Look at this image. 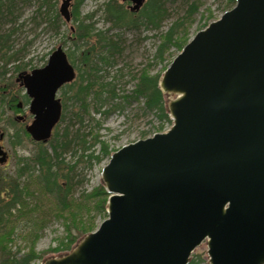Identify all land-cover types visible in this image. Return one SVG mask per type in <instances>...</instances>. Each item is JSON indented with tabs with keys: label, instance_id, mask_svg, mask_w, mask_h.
Here are the masks:
<instances>
[{
	"label": "water",
	"instance_id": "95a60500",
	"mask_svg": "<svg viewBox=\"0 0 264 264\" xmlns=\"http://www.w3.org/2000/svg\"><path fill=\"white\" fill-rule=\"evenodd\" d=\"M72 1L58 8L66 23ZM145 1L121 0L130 12ZM75 77L60 46L18 75L35 143L51 138L57 93ZM157 89L169 128L111 153L100 174L107 217L40 264H190L203 243L207 264H264V0H235L187 42ZM7 159L0 144V165Z\"/></svg>",
	"mask_w": 264,
	"mask_h": 264
},
{
	"label": "rangeland",
	"instance_id": "374dc122",
	"mask_svg": "<svg viewBox=\"0 0 264 264\" xmlns=\"http://www.w3.org/2000/svg\"><path fill=\"white\" fill-rule=\"evenodd\" d=\"M160 1L165 13L156 29L146 26L140 19L137 20L139 26L136 28H112L111 23L106 19L104 8L107 3H110L123 5L124 9L129 10L131 4L122 3L121 0H82L77 7L79 20L87 17L84 19L85 24L93 25L94 33H103L118 49L116 55L110 60L111 66L97 65L100 68L97 73V85H107L106 90H112L116 97L111 99L107 98L106 94H102L100 99L104 100V104L101 106L89 98L88 112L81 113L80 122L71 115V111L76 108H69L64 115V120L60 121L54 129V133L57 132L54 145L59 154L58 167L63 172H67L68 167H72L69 176L71 197L74 202H80L85 194L101 186V170L108 162V159L100 163L86 160L84 155L92 151L95 155L98 154L99 145L96 144L83 154L82 142H85L88 147L92 143L93 136H97L100 141L108 145L109 150H117L129 143L151 137L158 133L157 129L160 126L164 128V131L170 126L162 123L154 112L147 111L143 99L138 101L127 99L128 103L122 99L131 95L142 71L145 70L150 76L161 75L162 68L168 67L178 54L175 48H170L163 55L162 60L156 56L163 34L172 23L185 15L190 2L189 0ZM196 1L199 4L198 11L191 17L190 25L186 26L190 39L202 30L206 23L217 20L230 6L229 0ZM60 3L61 0L58 1L57 9ZM38 5L36 0H20L15 3L11 11H0V88L3 89L5 97V102L0 104V131L4 134L0 144L8 154L7 161L0 165V174L9 177L16 175L18 169L22 167L21 162H26L32 167L30 160L32 153L36 150V145L30 138H24L19 146L12 145L11 136L32 120L28 114V105L22 104L25 91L16 81L18 75L44 67L50 54L60 46L77 76L78 52L70 41V27L74 28L77 22L71 19V22L66 23L60 18L57 23L58 28L54 29L53 23L46 20L44 9L39 11L41 14L37 12ZM71 5L70 12L74 8V0ZM128 12L135 15L139 13V11ZM85 48L86 45L83 44L79 49L82 51ZM71 52L74 57L68 58V53ZM12 96H15L18 103L22 104L23 112L15 113L9 108L7 102ZM56 97L63 100L62 89ZM106 111L109 112L105 114ZM16 116H26V122L15 121ZM11 121L15 123V126H11ZM65 133L68 134L67 139H63ZM47 148L52 155L51 147L47 145ZM37 175V170H33L32 174L27 172L20 180L22 183L29 184L33 192L37 194L35 200L31 201L38 205V211L25 218L12 220L17 224L14 250H27L29 245L27 231L33 228V221L37 222V226L33 229L40 230L35 243L37 252L56 247L58 241L62 240L66 234L64 217L67 215L64 213L62 217L55 210V199L52 196L39 193V186L36 184ZM95 214L96 212L93 213ZM103 220L100 216H96V226L98 227ZM59 254L45 253L41 260ZM192 260L197 264H207L205 243L196 248L191 262ZM40 262L34 264H40Z\"/></svg>",
	"mask_w": 264,
	"mask_h": 264
},
{
	"label": "trees",
	"instance_id": "16d2710c",
	"mask_svg": "<svg viewBox=\"0 0 264 264\" xmlns=\"http://www.w3.org/2000/svg\"><path fill=\"white\" fill-rule=\"evenodd\" d=\"M17 1L20 0H0V11H11ZM36 1L39 3L37 12L41 14L39 11L44 9L46 20L53 23L54 29H57L58 20L61 18L57 9L59 0ZM74 2L75 5L71 14L73 21L77 22V24L74 28H70V41L75 51L78 52L77 76L71 83L62 88L63 100H61L62 115L60 121L64 120V115L69 108H76L74 111H71V115L80 122L81 113L88 112L87 100L89 98H92L101 106L104 104V100L101 101L100 99L102 94H106L107 98L111 99L116 97L112 90H106L107 85H97V73L100 71L97 65L111 66L112 61L110 60L116 55L118 48L103 33H94L93 31L95 29L93 25L85 24L84 19H87V17L79 20L77 7L82 0H74ZM189 2L185 15L172 23L169 29L163 34L162 41L156 53L159 60H162L163 55L170 48H175L177 52H180L189 41L190 38L186 32V26L190 25L192 21L191 17L199 8L196 0H189ZM228 4L230 5L227 8L229 10L234 6L235 0H229ZM128 11L123 8V5H113L110 3H107L104 8L106 19L111 23L112 28H136L139 26L137 20L140 19L146 26L156 29L159 27L165 13L160 0H146L137 15L129 13ZM83 44L86 45V48L81 51L79 48ZM72 57H74L73 52L68 53V58ZM166 67L164 66L162 68V72ZM159 76L160 74L150 76L145 70L142 71L131 95L122 97V99L126 102L127 99L131 101L143 99L144 107L147 111L154 112L162 123L170 125L171 122L164 108V99L157 89ZM3 92V89L0 88V104L5 102ZM28 102L29 99L24 95L22 104L26 106ZM7 103L9 104V108L15 113L23 112V109H17L18 100L15 96H12ZM108 112L106 111L105 114ZM10 124L11 126H15V123L12 121ZM163 131L164 128L162 126L157 129V132ZM56 136L57 132H53L51 139L46 144L34 143L36 150L32 153V159L30 160L32 167L26 162H21L22 167L18 169L15 176L9 177L0 174V264H34L35 262L41 261L45 253L67 252L80 237L96 229V216H100L102 219L107 217L105 205L108 195L102 186L94 189L89 194H85L80 202H74L72 199L69 176L72 167H68L67 172L60 171V167H58L59 154L57 147L54 145ZM67 136L68 134L65 133L63 139H67ZM11 137L12 145L14 146L21 145L24 138H29L24 127L15 131ZM96 144L99 145L98 154L95 155L92 151L84 155L86 160H93L95 163H100L104 159H109L110 154L115 151L109 150L106 143L100 141L97 136H93L90 146L86 147L85 142H82L81 149L83 154ZM47 145L51 147L52 155ZM33 170H37L38 172L36 184L39 186V193L41 195L46 194L52 196L55 199V210L62 217H64V213L67 215L64 217L65 237L58 241L56 247L49 248L43 252H37L35 250V243L40 231L33 229L37 226V222L35 221L32 223L33 228L27 231V239L29 241L27 250L13 249L17 224L12 220L25 218L38 211V205L32 202L37 197V194L33 192L29 184L20 181L25 173L29 172L32 174ZM94 212H96L95 215H93ZM190 264L197 263L192 260Z\"/></svg>",
	"mask_w": 264,
	"mask_h": 264
},
{
	"label": "flooded vegetation",
	"instance_id": "af4514ba",
	"mask_svg": "<svg viewBox=\"0 0 264 264\" xmlns=\"http://www.w3.org/2000/svg\"><path fill=\"white\" fill-rule=\"evenodd\" d=\"M126 3H129V2H126ZM129 8H130V5H129ZM22 73H26V72H22ZM18 78V77H17ZM21 83V79L19 80V84ZM67 85V84H66ZM20 86V85H19ZM65 86V85H64ZM64 86H62L60 89H59V91L64 87ZM22 88V87H21ZM58 91V92H59ZM59 99V98H58ZM29 103V102H28ZM60 103H61V100H60ZM61 106H62V103H61ZM20 109H22V107L20 108ZM19 109V110H20ZM18 117V116H17ZM17 117H15V121H19V122H21V123H25L26 122V116H21V117H23L22 118V120H18V118ZM27 124V123H26ZM25 124V125H26Z\"/></svg>",
	"mask_w": 264,
	"mask_h": 264
}]
</instances>
